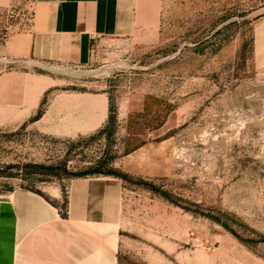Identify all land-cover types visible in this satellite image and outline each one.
<instances>
[{
    "label": "rangeland",
    "instance_id": "374dc122",
    "mask_svg": "<svg viewBox=\"0 0 264 264\" xmlns=\"http://www.w3.org/2000/svg\"><path fill=\"white\" fill-rule=\"evenodd\" d=\"M31 12L0 8V195L65 219L71 181L116 178L99 264H264V0H147L84 65L12 60Z\"/></svg>",
    "mask_w": 264,
    "mask_h": 264
},
{
    "label": "crops",
    "instance_id": "0c3cea01",
    "mask_svg": "<svg viewBox=\"0 0 264 264\" xmlns=\"http://www.w3.org/2000/svg\"><path fill=\"white\" fill-rule=\"evenodd\" d=\"M13 1L0 0V8ZM27 3L30 25L7 43L9 57L66 65L87 63L95 41L130 35L138 22L135 9L147 6V0ZM99 125L96 118L88 131ZM121 189L122 182L112 177L74 179L65 219L60 207L33 191L19 188L0 195V264H99L110 247L114 256Z\"/></svg>",
    "mask_w": 264,
    "mask_h": 264
},
{
    "label": "trees",
    "instance_id": "16d2710c",
    "mask_svg": "<svg viewBox=\"0 0 264 264\" xmlns=\"http://www.w3.org/2000/svg\"><path fill=\"white\" fill-rule=\"evenodd\" d=\"M33 191V190H32ZM34 193H36V194H38V195H40V196H42L43 198H45V196L42 194V193H40V192H38V191H33ZM46 199V198H45Z\"/></svg>",
    "mask_w": 264,
    "mask_h": 264
}]
</instances>
